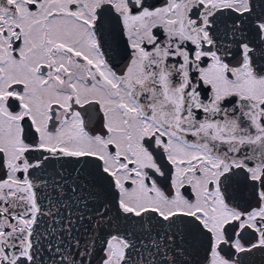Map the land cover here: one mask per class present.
<instances>
[{
	"label": "snow or ice",
	"instance_id": "obj_1",
	"mask_svg": "<svg viewBox=\"0 0 264 264\" xmlns=\"http://www.w3.org/2000/svg\"><path fill=\"white\" fill-rule=\"evenodd\" d=\"M0 264H264V0H0Z\"/></svg>",
	"mask_w": 264,
	"mask_h": 264
}]
</instances>
